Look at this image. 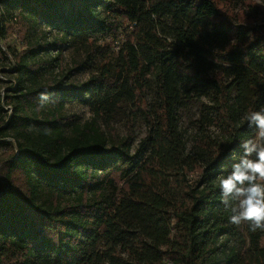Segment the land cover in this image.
<instances>
[{
    "label": "trees",
    "instance_id": "16d2710c",
    "mask_svg": "<svg viewBox=\"0 0 264 264\" xmlns=\"http://www.w3.org/2000/svg\"><path fill=\"white\" fill-rule=\"evenodd\" d=\"M4 1L100 60L85 84L47 91L57 106L38 120L29 102L44 92L23 80L37 65L19 61L0 128V264H264V230L231 224L218 186L257 134L246 115L264 108V31L220 5L253 0ZM67 96L89 121L63 125ZM122 106L126 135L108 134L100 120Z\"/></svg>",
    "mask_w": 264,
    "mask_h": 264
},
{
    "label": "rangeland",
    "instance_id": "374dc122",
    "mask_svg": "<svg viewBox=\"0 0 264 264\" xmlns=\"http://www.w3.org/2000/svg\"><path fill=\"white\" fill-rule=\"evenodd\" d=\"M251 3L257 7L246 4L239 6L221 4L220 8L225 16L240 20L259 31H264V3L258 0H253ZM35 53L36 58L32 60ZM24 57L29 59L31 67L37 65V71L34 74L36 78H33V74L29 73L23 77L25 91L30 93L28 96L31 93L36 96L40 91L46 93L53 88L79 87L89 80L94 65L100 60L99 53L95 58L94 55L87 56L84 48L74 43L72 39L62 38L58 25H50L36 20L25 11H21L18 5L0 0V74L3 75V78L0 79V128H3L10 117L14 116V106L17 102V99L13 97L16 95L14 91L18 81L22 79L17 66L20 59ZM12 100L13 103H11ZM49 100L30 101L29 104L36 105V107L31 108L29 118L38 120L37 117H42V114L36 117L35 109L37 108L43 113L52 112L57 103ZM124 107L127 106H122L123 109L114 113L109 121L100 120L108 134L112 131L118 135H126ZM197 107L198 104L194 103L180 111V126L184 134L185 127L188 126L189 129L191 127L189 122L195 116ZM60 113L69 119L63 124L64 126L83 124L92 117L89 105L81 98L72 96L64 98V107ZM2 121L5 123L3 124ZM6 132L11 133L10 128L6 129ZM146 132L147 127L139 118L134 126V146ZM4 139L14 142L10 135ZM135 149L136 147L132 148V152H135Z\"/></svg>",
    "mask_w": 264,
    "mask_h": 264
},
{
    "label": "clouds",
    "instance_id": "9594fccd",
    "mask_svg": "<svg viewBox=\"0 0 264 264\" xmlns=\"http://www.w3.org/2000/svg\"><path fill=\"white\" fill-rule=\"evenodd\" d=\"M41 95L48 99L46 93ZM245 119L257 134L241 144L242 154L233 163L231 172L218 177V186L221 202L232 211L230 223L237 226L247 223L255 232L264 230V108L249 112Z\"/></svg>",
    "mask_w": 264,
    "mask_h": 264
}]
</instances>
